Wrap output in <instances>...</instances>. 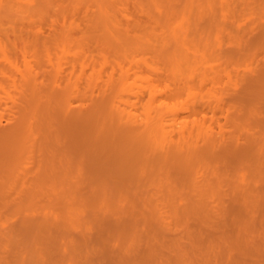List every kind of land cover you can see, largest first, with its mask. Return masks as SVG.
<instances>
[{"label": "rangeland", "instance_id": "1", "mask_svg": "<svg viewBox=\"0 0 264 264\" xmlns=\"http://www.w3.org/2000/svg\"><path fill=\"white\" fill-rule=\"evenodd\" d=\"M150 88L135 175L66 107L145 118ZM0 264H264V0H0Z\"/></svg>", "mask_w": 264, "mask_h": 264}, {"label": "bare ground", "instance_id": "2", "mask_svg": "<svg viewBox=\"0 0 264 264\" xmlns=\"http://www.w3.org/2000/svg\"><path fill=\"white\" fill-rule=\"evenodd\" d=\"M140 80L145 84L148 83V77L140 74ZM13 82H16V78L12 79ZM109 89V88H108ZM146 87L144 85H140L139 90H144ZM151 89V88H150ZM125 91L128 88L124 89ZM154 89H151L153 91ZM152 96V104L149 106L148 111L145 113V118L141 117V113H135L132 111L127 112L125 108L118 107L116 111H114V107L108 108L107 103L102 100L103 97L92 95L90 96L91 104L90 111H84L82 109L71 110L67 105V114L69 116H74L76 118L83 120L84 118H97L99 121L109 123L111 127L118 129V124L122 126V130H120L124 141V145L122 148L128 152L126 156V164H131L134 166L135 175L140 172L141 164L145 160L144 157L146 153L149 155L152 154L156 148L160 145V140L162 138L160 132L163 130L164 126L162 123V115H160L159 110H161V106L155 103V91L150 93ZM103 95L107 96V90L104 91ZM102 97V98H101ZM154 97V98H153ZM138 106L141 107V104ZM16 110L13 113H26V107H22L19 103H16ZM168 112V111H167ZM24 116V115H23ZM114 117L118 118V121H115ZM24 118V117H23ZM23 118H17L12 114L11 122L7 125H3L2 127L8 128V130L17 131L21 130L23 132L25 129H32V125L28 124L27 128H25V121ZM203 127L198 128H188L180 131L179 138L175 144L176 153L179 150L183 149L185 145H189L190 139L195 136L196 133L202 132ZM19 132V131H18ZM20 133V132H19ZM18 142V141H17ZM145 150V154L143 151ZM147 156V155H146Z\"/></svg>", "mask_w": 264, "mask_h": 264}]
</instances>
